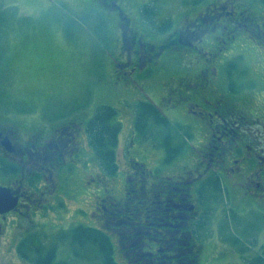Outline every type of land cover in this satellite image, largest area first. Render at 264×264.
Listing matches in <instances>:
<instances>
[{
	"label": "flooded vegetation",
	"instance_id": "flooded-vegetation-1",
	"mask_svg": "<svg viewBox=\"0 0 264 264\" xmlns=\"http://www.w3.org/2000/svg\"><path fill=\"white\" fill-rule=\"evenodd\" d=\"M81 1L98 7L111 33L109 95L131 107L145 87H156L153 78L159 76V110L188 120L202 140L197 153L189 150L155 171L131 156L130 135L123 196L117 198L108 180L116 174L106 175L94 158L87 111L56 120L0 117V240L14 220L36 230L38 218L63 205L65 195L88 193L95 202L91 217L105 226L95 228L109 231L125 263L200 264L206 230L197 209L208 195L214 199L216 184L237 198L264 202V2L202 0L186 6L173 34L157 39L134 1ZM243 43L248 50L257 46L261 59L254 72L255 112L250 90L239 103L223 89L232 80L233 57L245 51ZM138 193L143 200L136 204ZM151 216L158 221L148 222Z\"/></svg>",
	"mask_w": 264,
	"mask_h": 264
},
{
	"label": "rangeland",
	"instance_id": "rangeland-1",
	"mask_svg": "<svg viewBox=\"0 0 264 264\" xmlns=\"http://www.w3.org/2000/svg\"><path fill=\"white\" fill-rule=\"evenodd\" d=\"M133 1L137 7L151 2ZM190 1L151 2L155 21L171 18L173 22L166 32L155 33L157 39L174 33L187 10L185 3ZM101 14L97 6H87L81 0H0V117L56 120L81 109L83 115H86V109L88 113H93L102 104L116 108L118 116L115 120L120 121L117 147L119 171L115 179L108 180L111 193L120 198L123 196L122 177L126 168L124 145L129 139L137 103L131 104V107L125 106L108 93L112 77L111 33L104 30L105 22ZM250 44L256 46L255 43ZM239 47L243 49L247 44ZM253 49L244 48L245 51L233 57L232 80L227 85L223 84V89L226 93L231 90L230 97L239 103L243 93L250 90L255 112L259 95V78L255 73L261 59L257 46ZM172 63V67L176 68L177 61L173 60ZM160 81V77L155 76L153 84L156 87H145L139 100L148 98L159 106ZM260 93L264 95L263 91ZM162 112L167 119L181 124L190 133L189 138H185L183 150L174 160L181 159L189 150L197 153V146L202 140L195 132L197 130H193L188 120ZM180 139L182 137L177 134L172 143L178 144ZM133 140L134 154L131 156L155 171L166 167L162 162L164 151L158 139L142 141L135 135ZM214 197L215 201H207L212 202L211 205L206 202L197 209L206 230L203 243L206 246L202 247L200 264H245V258L246 261H253L255 254L261 252L260 245L264 242V202L261 198L249 196L237 198L233 190L226 188L214 191ZM63 201V205H57L38 218V230H26L15 220L10 223L0 240V264H29L16 251L19 239L27 233L37 232L48 246L57 240L58 232H64L63 229L79 224L102 227L91 217L95 216L92 212L95 203L93 195L69 194L63 197ZM211 208L212 213L207 219L204 216ZM128 225L131 228L132 223L128 221ZM107 227H112V224ZM58 243L57 250L61 256L57 253L56 258L66 260L67 264H76L71 252H74V248L70 249L64 242ZM117 248L115 246L116 260L118 264H125ZM91 256L89 253L87 260ZM144 262L149 260L143 259L141 264Z\"/></svg>",
	"mask_w": 264,
	"mask_h": 264
},
{
	"label": "trees",
	"instance_id": "trees-1",
	"mask_svg": "<svg viewBox=\"0 0 264 264\" xmlns=\"http://www.w3.org/2000/svg\"><path fill=\"white\" fill-rule=\"evenodd\" d=\"M201 1L191 0L187 2L189 4L185 3V5H196ZM260 1L264 2V0ZM151 2H144L140 5L139 12L141 18L149 26L150 31L158 34L164 33L172 27V19L167 18L155 21V10ZM86 5L91 6L89 4ZM101 18L105 22L104 30H107L106 19L104 16ZM116 116V108L111 105L102 104L96 108L93 116L87 122V132L93 147L94 157L102 167L104 173L108 174H114L117 169L116 144L120 124L115 120ZM133 126L137 135L142 140L158 139L164 151V162L173 160L183 150L185 138H189L188 133L181 124L167 119L156 104L149 99L142 100L136 104ZM177 134L182 139H180L178 144H173V138H176ZM216 185L217 187L219 186L218 184ZM136 196L137 198L133 200V203L138 204L143 200V194L138 193ZM150 221L155 223L158 219L151 216ZM108 224L111 225V223ZM153 227L150 226L149 230L151 231ZM108 232L91 226L76 225L64 230V232L59 231L57 240L48 246L37 232L27 233L19 239L16 251L21 259L29 262V264H67L66 260H58L56 258L58 253L57 247L60 245L58 242H64L70 249L74 248V252H71L76 264H118L116 250L111 243ZM115 246L117 245L115 244ZM86 253H88V256L89 253L92 254L88 260ZM255 255L253 261H249L248 264H264V249ZM58 256L61 255L58 253ZM124 259L126 260L125 257Z\"/></svg>",
	"mask_w": 264,
	"mask_h": 264
},
{
	"label": "water",
	"instance_id": "water-1",
	"mask_svg": "<svg viewBox=\"0 0 264 264\" xmlns=\"http://www.w3.org/2000/svg\"><path fill=\"white\" fill-rule=\"evenodd\" d=\"M2 194H3V192H2V190H0V196H2Z\"/></svg>",
	"mask_w": 264,
	"mask_h": 264
}]
</instances>
